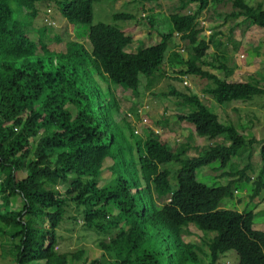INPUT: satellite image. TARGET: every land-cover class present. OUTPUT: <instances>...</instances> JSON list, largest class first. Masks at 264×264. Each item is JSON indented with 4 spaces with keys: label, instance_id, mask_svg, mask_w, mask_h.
<instances>
[{
    "label": "trees",
    "instance_id": "1",
    "mask_svg": "<svg viewBox=\"0 0 264 264\" xmlns=\"http://www.w3.org/2000/svg\"><path fill=\"white\" fill-rule=\"evenodd\" d=\"M47 1L76 30L85 31L78 37L86 36L91 49L70 38L63 46L66 51L51 48L47 27L37 31L38 39L32 38L29 25L17 15L27 11L35 17L37 5ZM99 1L0 0V234L11 237L15 264H223L222 256L230 251L237 255L236 264H264V231L255 228L254 212L221 205L234 196L236 182H252L249 170H258L251 198L261 195L264 139L240 134L198 93L182 82L171 83L160 93L176 98L179 122L192 124L199 136L213 140L191 156L192 134L175 150L153 130L143 137L135 134L113 89L117 84L137 95L141 75L147 89H153L163 77L166 51L181 34L191 51L186 61L176 53L172 58L187 66L182 74L200 79L196 85L209 99L223 104L264 96L260 82H230L204 68L211 45L217 58L226 56L216 34L206 38V29L196 21L212 4L231 3L228 17H244L264 28V0L255 6L246 0H179L160 42L136 52L128 51L135 25L92 24L93 4ZM195 3L198 8L192 11ZM113 19L125 23L136 17L118 11ZM85 25L89 31L81 29ZM54 40L59 45L64 39L58 34ZM222 68L227 70L224 64ZM100 81L106 82V90ZM220 137L223 141L216 142ZM257 142L261 163L255 169L250 161ZM242 150H248V162L232 172L237 181L209 186L197 180L199 168L217 161L225 167ZM108 159L114 176L100 186ZM173 165L178 167L175 174ZM20 171L26 172L23 178ZM16 196L22 200L19 209L12 206ZM113 209L117 214H111ZM68 212L74 225L77 214L86 229L105 237L97 243L101 256L90 259L83 248L56 252L58 229ZM192 225L203 233L199 242L185 239Z\"/></svg>",
    "mask_w": 264,
    "mask_h": 264
},
{
    "label": "rangeland",
    "instance_id": "2",
    "mask_svg": "<svg viewBox=\"0 0 264 264\" xmlns=\"http://www.w3.org/2000/svg\"><path fill=\"white\" fill-rule=\"evenodd\" d=\"M258 1L246 0L247 4L251 6H255ZM178 6H180L179 0H101L93 4L94 15L92 24L109 23L117 24L120 27L123 25H135L136 28L131 33L133 42L128 47V50L136 52L141 47H147L160 42L161 36L166 34L171 26L169 15L175 8L179 9ZM48 9H51V16L56 25L46 23L45 17L48 14ZM191 10H197L195 9V5L191 6ZM231 10V3L212 4L198 18L200 27L203 26L206 29L204 31L206 38L210 39L211 34H216L215 40L223 43L220 51L226 56L225 59L217 58L216 49L211 45L204 59L208 64L204 67L207 70L211 69L220 74L222 78H227L230 82H260L259 84L264 87V28L252 25L244 17H228L227 14ZM37 11L38 15L35 17H30V14L27 15V11L20 12L17 15L29 25L32 38L38 39L37 31H40L43 27H47L48 38L46 41L51 48H63L68 38L83 41L90 48V41L87 37H78L79 33L85 31L81 30L80 32L76 30L67 20L63 19V16L52 1L39 3ZM118 11L130 12L135 15L137 22H135L136 20L125 23L123 21H114L113 14ZM143 13L146 14L145 17H142ZM147 18L153 19L154 24L151 25ZM81 29L89 31V26H82ZM58 34L64 39L59 45L54 40L55 35ZM189 47V42L179 36L172 40L171 45L166 51L165 63L162 66L163 77L153 89H147V79L144 75L140 76L141 85L137 95L132 90L123 89V87L117 84L113 85V89H115V94L123 112L129 111L132 113L135 110H139V115L136 116L135 114V117L140 124V136L143 137L146 135V132L153 130L160 134L161 138L175 150L180 143L187 140L189 134H192L193 148L190 149L189 155L194 156L199 154L200 150L206 149L210 143H213V140L208 137L199 136L192 124L179 122L176 112H181V109L174 102L176 98L174 96H163V93H160V91H167L171 83H176L175 85H177L179 82H183L184 76H187L181 73V71L186 70L187 66L179 63V58L172 57L174 53L180 54L181 58L186 61L191 51ZM182 49H184V52ZM169 58L173 60L169 61ZM219 64H221L220 69L217 68ZM222 64L226 66L227 70L222 68ZM230 70L232 72L227 77L225 73ZM187 77L195 85L200 80L194 76ZM95 78L99 80V76L96 75ZM172 78H179L180 81H173ZM100 84L103 90H106V82L100 81ZM198 87L196 85L193 90H196ZM198 90L200 91L199 88ZM207 96V94L206 96L205 94H200V97L211 105L213 111L218 113L224 123H233L236 125L238 132L244 136L264 139V96H255L250 101H233L223 104L214 103ZM69 106L71 112H75L73 106ZM185 111L188 112L189 110L185 108ZM143 119L146 122H143ZM222 141L221 137L216 139V142L221 143ZM260 146L261 143L259 142L253 146L254 150L250 162L254 165L255 169L261 163ZM245 151L248 150H242L225 167H221L220 162L217 161L199 168L197 170V180L209 186L226 185L232 180L237 181L238 178L235 177L238 175H234L232 172L237 168H243L246 162H248ZM241 153H243L242 156ZM111 164L112 160L108 159L106 168H103L100 186H103L114 176L113 171L109 168ZM177 168V166L173 165L171 171L175 174ZM257 174L258 170L255 172L249 170L248 175L252 178V182H236L234 184L236 188L234 196L224 198L221 201V205L224 209L253 211L256 221L255 228L264 231V190L259 197L251 198L254 188L253 181L256 179ZM172 182L173 187H176L177 180L175 175ZM117 212L118 210L113 209L111 214H117ZM74 215L78 217V223L75 222L74 225V221L68 219V216H70L68 212L66 220H64L58 229L60 238L59 244L56 246V252L64 254L68 250L83 248L90 259L98 258L102 255V250L97 247V243L105 237L101 238L96 232L86 229L81 222L83 218L77 214ZM189 230L191 234L185 237L187 241L199 242L203 238L202 231L195 226H190ZM15 255V245L14 243L12 244L11 237L0 234V264H15ZM201 256L204 261L207 260L204 255ZM221 259L223 260V264H236L237 255L234 251H230L223 255ZM30 264H44V260H37ZM69 264H75V262L71 261Z\"/></svg>",
    "mask_w": 264,
    "mask_h": 264
},
{
    "label": "clouds",
    "instance_id": "3",
    "mask_svg": "<svg viewBox=\"0 0 264 264\" xmlns=\"http://www.w3.org/2000/svg\"><path fill=\"white\" fill-rule=\"evenodd\" d=\"M193 5H195V9H197L198 8V4L197 3H195V4H192L191 6H193ZM51 11V9H48V14H49V12ZM205 12V11H204ZM203 12V13H204ZM46 15V17H45V21H46V23H48V24H50V25H56V22L51 18V17H49V15ZM146 16V14L145 13H143L142 14V17H145ZM200 16V15H199ZM199 16H198V18H199ZM198 18H197V22H198V24H199V21H198ZM65 19V18H64ZM66 20V19H65ZM67 22H68V20H67ZM69 23V22H68ZM70 24V23H69ZM71 25V24H70ZM132 32H130V34H131ZM132 35V34H131ZM178 36L179 37H181V34H178ZM86 37V36H85ZM133 37V36H132ZM133 42V41H132ZM132 44V43H131ZM130 44V45H131ZM86 45V44H85ZM129 45V46H130ZM88 48V47H87ZM89 49H91V45H90V48ZM61 51H66V48H63ZM129 51V50H128ZM182 51L184 52V49H182ZM132 52V51H131ZM205 66V65H204ZM205 68V67H204ZM211 71V70H210ZM215 73V72H214ZM217 74V73H216ZM182 75H186V74H182ZM188 76V75H187ZM187 76H184V80H183V82H182V84H183V86H186V87H189V88H191L192 90L194 89V87L196 86L193 82H191L189 79H188V77ZM185 80H187L188 82H189V84H186L185 83ZM193 92L194 93H198L199 95H200V92L201 91H199L198 90V88L196 89V90H193ZM202 93V92H201ZM139 111V110H138ZM138 111L137 110H135L134 112H126L127 113V115H128V117L133 121V124H134V126H135V130L137 129V130H139V126H140V124L138 123V121L136 120V117H135V114H136V116H138L139 114H138ZM129 114H131L132 116H130ZM133 115H134V117H133ZM220 118V117H219ZM221 120V119H220ZM222 121V120H221ZM135 130H134V133H135ZM140 133V132H139ZM139 133H137V134H139ZM136 134V133H135Z\"/></svg>",
    "mask_w": 264,
    "mask_h": 264
},
{
    "label": "crops",
    "instance_id": "4",
    "mask_svg": "<svg viewBox=\"0 0 264 264\" xmlns=\"http://www.w3.org/2000/svg\"><path fill=\"white\" fill-rule=\"evenodd\" d=\"M170 59V58H169ZM170 61V60H169ZM206 64H208V63H206ZM220 66H221V64H219L218 65V67L217 68H219L220 69ZM215 68V67H214ZM206 69V68H205ZM211 70V69H210ZM211 72H214L213 70H211ZM216 73V72H215ZM218 74V73H217ZM220 75V74H219ZM199 88V87H198ZM200 89V88H199ZM200 91H201V89H200ZM200 94H203V93H201L200 92ZM206 98V97H205ZM202 99V98H201ZM214 103L216 102V101H214L213 99H211ZM26 175V172H24V171H20L19 173H18V177H20V178H23L24 176ZM258 197V196H257ZM256 197V198H257ZM20 205H22V200H21V198L19 197V196H16V197H14V198H12V206H13V208L14 209H19V206ZM240 211H243V210H240ZM255 226V225H254Z\"/></svg>",
    "mask_w": 264,
    "mask_h": 264
},
{
    "label": "built area",
    "instance_id": "5",
    "mask_svg": "<svg viewBox=\"0 0 264 264\" xmlns=\"http://www.w3.org/2000/svg\"><path fill=\"white\" fill-rule=\"evenodd\" d=\"M185 83L186 84H189V82L187 81V80H185ZM130 116H132L131 114H129ZM145 119V118H144ZM144 119H143V122H146V121H144ZM135 133L137 134V133H139V130H135ZM0 182H1V180H0ZM59 188H60V186H59Z\"/></svg>",
    "mask_w": 264,
    "mask_h": 264
}]
</instances>
